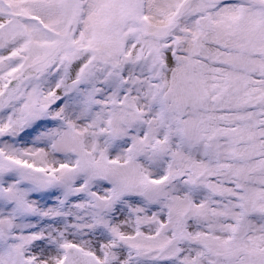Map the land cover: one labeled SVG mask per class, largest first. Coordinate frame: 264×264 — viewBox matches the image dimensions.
<instances>
[{
  "label": "snow or ice",
  "instance_id": "6c2138e0",
  "mask_svg": "<svg viewBox=\"0 0 264 264\" xmlns=\"http://www.w3.org/2000/svg\"><path fill=\"white\" fill-rule=\"evenodd\" d=\"M0 264H264V0H0Z\"/></svg>",
  "mask_w": 264,
  "mask_h": 264
}]
</instances>
